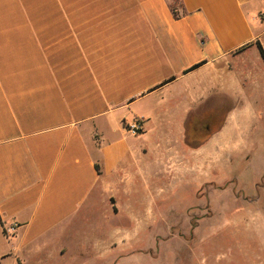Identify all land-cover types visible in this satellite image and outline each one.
Wrapping results in <instances>:
<instances>
[{"label":"crops","instance_id":"obj_1","mask_svg":"<svg viewBox=\"0 0 264 264\" xmlns=\"http://www.w3.org/2000/svg\"><path fill=\"white\" fill-rule=\"evenodd\" d=\"M261 14L264 0H0V264L83 246L100 204L128 221L108 242L135 244L157 171L201 152L217 82L262 59Z\"/></svg>","mask_w":264,"mask_h":264},{"label":"rangeland","instance_id":"obj_2","mask_svg":"<svg viewBox=\"0 0 264 264\" xmlns=\"http://www.w3.org/2000/svg\"><path fill=\"white\" fill-rule=\"evenodd\" d=\"M232 69L201 108L204 117L211 106L214 118L200 123L201 152L157 171L152 216L151 199L147 217L138 203L135 244L108 242L111 227L128 221L100 204L83 246L76 240L61 257L49 243L25 264H264V61L243 54Z\"/></svg>","mask_w":264,"mask_h":264},{"label":"built area","instance_id":"obj_3","mask_svg":"<svg viewBox=\"0 0 264 264\" xmlns=\"http://www.w3.org/2000/svg\"><path fill=\"white\" fill-rule=\"evenodd\" d=\"M262 17H264V15ZM127 130L132 135L138 136L139 134L143 133V131H144L143 122L139 119H136V120H134V122L132 124L128 125ZM11 231L12 230H9L8 232H11Z\"/></svg>","mask_w":264,"mask_h":264},{"label":"trees","instance_id":"obj_4","mask_svg":"<svg viewBox=\"0 0 264 264\" xmlns=\"http://www.w3.org/2000/svg\"><path fill=\"white\" fill-rule=\"evenodd\" d=\"M177 4H178V1H177L175 4H173V10H174V14H175V16H176L177 18H179L180 15L175 11V10H176V6H177ZM174 7H175V9H174ZM246 47H248V46H245V47L241 48V49L239 50V52H241V51H243L244 49H246ZM257 47H258V49H259V51H260V54H261V57H262V59H263V61H264V47L262 46V44H261L260 42H257ZM197 67H199V66H197Z\"/></svg>","mask_w":264,"mask_h":264}]
</instances>
